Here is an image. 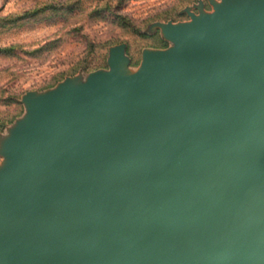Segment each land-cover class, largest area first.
Listing matches in <instances>:
<instances>
[{
  "label": "water",
  "instance_id": "95a60500",
  "mask_svg": "<svg viewBox=\"0 0 264 264\" xmlns=\"http://www.w3.org/2000/svg\"><path fill=\"white\" fill-rule=\"evenodd\" d=\"M213 3L137 72L29 97L0 264H264V0Z\"/></svg>",
  "mask_w": 264,
  "mask_h": 264
},
{
  "label": "rangeland",
  "instance_id": "374dc122",
  "mask_svg": "<svg viewBox=\"0 0 264 264\" xmlns=\"http://www.w3.org/2000/svg\"><path fill=\"white\" fill-rule=\"evenodd\" d=\"M203 11H217L213 0H0V169L14 137L40 125L30 96L86 94L95 73L114 70L117 52L137 72L146 50L186 46L169 25Z\"/></svg>",
  "mask_w": 264,
  "mask_h": 264
}]
</instances>
